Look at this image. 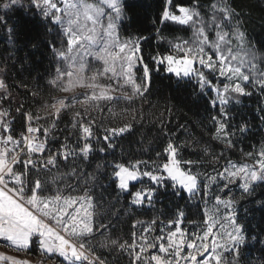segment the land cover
I'll list each match as a JSON object with an SVG mask.
<instances>
[{
    "label": "snow or ice",
    "instance_id": "obj_1",
    "mask_svg": "<svg viewBox=\"0 0 264 264\" xmlns=\"http://www.w3.org/2000/svg\"><path fill=\"white\" fill-rule=\"evenodd\" d=\"M168 2L171 4V0ZM17 9L25 15L39 17L49 34L57 29L60 46L57 47L55 40L47 41L57 62L50 83L71 95L57 97L50 105H45L50 111L44 116L39 112H23L22 106L17 107L15 112L23 115L26 124L25 131L17 137L12 129L15 115L11 108L3 107L4 102L11 104L12 98L5 80L0 78V89L4 90L0 92V239L17 252L30 251L36 242L42 254L58 255L62 264H104L90 242L98 228L106 227L96 224V205L89 194L88 185L96 177L88 174L85 178L73 168L71 175L78 183L80 180L84 183V194L76 196L64 194L65 190L75 191L68 185L56 187L51 195H42L45 183L39 178L29 179L32 170L51 172L59 159L67 161L70 156L87 159L93 151L90 141L94 121L91 117L86 121L82 111H75L72 117V127L80 134L76 146L68 149L67 145H62L55 153L48 151L49 133L55 130L61 114L72 111L76 103L87 101L99 106L142 96L151 86L153 70L159 72L163 68L165 73L178 79L194 82L201 93H214L209 100L213 108L219 106V116L211 118L216 125L214 139L232 148L234 133L229 131L227 105L232 100L239 102V96L251 95L248 85L264 92V67L261 66L264 57L248 43L240 26L239 13L228 0H210L207 8H202L199 0L191 6L176 5L175 11L165 7L160 23L171 21L188 26L193 35L190 40L168 41L166 53L150 57L154 68L145 60L141 47L148 37L122 38L120 35V24L127 18L123 0H96L95 3L0 0V25L4 26L10 43L14 41V27L9 23V13L14 14ZM88 57L102 62L100 68L92 70L91 76L84 75L89 70ZM76 86L90 89L91 95L75 93ZM116 92L120 95L113 94ZM80 95L84 96V101L78 99ZM41 120L47 126H42ZM128 128L124 125L106 131L115 136ZM240 131H246V127ZM103 139L108 142L110 136L106 134ZM163 152L166 159L151 170L139 171L140 161L113 165L116 188L131 197L132 205H143L145 201L151 205L157 190L169 187L178 196L181 192L193 196L201 191L203 183L204 195H207L212 185H219V191L224 192L239 180L244 193L251 194L258 183H264V145L256 153L253 164L229 159L215 175L194 171V162L179 159L178 148L172 141ZM37 155L42 158L34 159ZM253 155L247 153L249 158ZM222 156L223 153L214 159L218 162ZM18 164L23 165L22 170H17ZM140 177H147L152 186L130 191V182ZM59 179V176L53 177L51 183L56 184ZM203 214V225L197 232L189 233L182 228L185 213L178 211L176 218L167 222L170 229L167 232L162 227L160 235L149 238V234L155 232L157 222L153 220L143 229L139 240L133 233L131 242L112 239L110 246L127 253L130 264H239L240 248L246 243V235L243 225L237 222L234 202L216 195L213 206L206 207ZM151 249H157L158 254H149ZM225 253L233 254V258L226 259ZM0 264H31V261L0 252Z\"/></svg>",
    "mask_w": 264,
    "mask_h": 264
},
{
    "label": "trees",
    "instance_id": "obj_2",
    "mask_svg": "<svg viewBox=\"0 0 264 264\" xmlns=\"http://www.w3.org/2000/svg\"><path fill=\"white\" fill-rule=\"evenodd\" d=\"M194 2L171 0L169 4L168 0H123L127 18L120 24V35L123 38L148 37L141 47L145 60L150 63L151 56L169 50L168 41L191 37L192 29L188 26L171 21L160 23L164 8L175 11L176 5L191 6ZM199 2L202 8H207L210 0ZM228 3L239 13L240 26L248 43L264 57V0H228ZM9 23L14 27V41L11 43L4 26L0 25V69L12 98L11 104L4 102L3 106L11 108L15 115L12 129L13 135H17L24 131L26 124L23 115L15 112L16 108L22 106L23 112H29L32 110L29 104L37 95L53 91L50 79L57 62L47 41L55 40L57 47L60 45L57 29L49 34L39 17L25 15L17 9L14 14L9 13ZM157 29H160L159 33ZM150 66L154 68L151 63ZM248 91L251 95L239 96V102L232 100L227 105V122L229 131L234 133L232 140L235 146L226 148L223 142L214 139L216 125L211 118L219 116V106L213 108L209 103L214 93H201L194 82L178 79L165 73L163 68L159 72L153 70L149 90L142 96L117 101L128 114L129 128L126 132L115 135L108 142L104 141L102 132H94L93 152L89 159L62 161L51 172L33 170L30 179L39 178L45 183L42 194H52L55 187L65 185L75 188L71 193L80 194L84 183L83 180L77 182L71 175L72 169H77L85 178L88 174L96 177L88 189L96 205V224L106 226L98 228L100 230L95 233L100 231V238L106 242L117 237L130 238L141 221L146 224L155 220L154 227L165 225L176 218L178 211L185 213L184 227L198 231L204 220L203 195L189 196L181 192L178 196L169 187L167 190L158 189L151 205H147V201L143 205H132L131 197L116 188L112 177L113 165L140 161L150 170L166 159L163 149L169 141L177 146L178 158L193 161V170L197 172L208 171L212 157L221 153L219 167L229 159L242 161L247 153H253L264 145V92L253 86ZM62 120H69V114L61 116L49 135L48 145L72 139L73 131ZM242 127H246V131L241 132ZM157 153H160L159 157ZM56 176L60 179L56 184L51 183ZM142 186V181L132 182L130 191L135 192ZM236 198L237 221L244 227L246 241L251 243L244 248L249 254L257 253L264 261V183H258L251 194L242 192ZM27 252L39 255L38 244L34 242Z\"/></svg>",
    "mask_w": 264,
    "mask_h": 264
},
{
    "label": "rangeland",
    "instance_id": "obj_3",
    "mask_svg": "<svg viewBox=\"0 0 264 264\" xmlns=\"http://www.w3.org/2000/svg\"><path fill=\"white\" fill-rule=\"evenodd\" d=\"M87 2L95 3L96 0H87ZM192 35H193V33H191V37L188 40H190L192 38ZM210 35H212V34H210ZM258 55L261 56L260 53H258ZM61 66L63 67V65H61ZM101 66H102V62H99V61L93 59L92 57H88V69L89 70H86L84 75L91 76L92 75V70L100 68ZM261 66L264 67V64H262ZM1 73H2V71H0V78H2L1 77ZM54 76H55V73H54L53 77L50 79V81L52 79H54ZM102 82L103 83H107V81H102ZM250 86H252V85H248L247 86V90H249ZM52 88H53V91L51 90L49 94H44V95H37L36 94L37 95L36 99L31 104H29L30 107H32V110L29 111V112H32V113L39 112L41 116H44L48 111H50V109L46 108L45 105H50L53 102V100L55 98H57V97H61L62 98L64 96H66V95H71V93H64L62 91H59L58 89H56L55 86H53ZM3 91L4 90L0 89V92H3ZM73 91L75 93L87 92L89 95H91V90L90 89H82L79 86H76ZM113 94L114 95H120L119 92H116V93H113ZM134 97H136V96H134ZM78 99L81 100V101L85 100L83 95H80L78 97ZM121 107L122 106L120 105V103L118 104L117 101H114L112 103H101L99 106L91 105L90 102L85 101L84 103H76V104H74L72 111H68L66 113H62L61 116L63 114H69V120H65V122L63 120L62 121H63V123L66 124V126L70 130L73 131L72 139L76 138V136L74 135V132H76L75 133L76 135H77V132H78V129H74L72 127V122H73L72 121V117H73V113L75 111H82L86 121L88 120L89 117H91V120L94 121V123H93L94 132L95 133L102 132V136L103 137L107 134V135L110 136V139H111L114 136L111 133L107 132L106 131L107 129L119 128V127H122L124 125H128L127 124L128 123V114L126 113V111L124 109L122 110ZM4 108H8V107L5 106ZM60 120H61V117L59 119V122H60ZM40 123H41L42 126H47V124H46V122L44 120H41ZM47 123L50 124L51 121H48ZM58 123L56 124V127H57ZM52 132L53 131H51L49 133V135ZM116 135H119V134H116ZM42 137H43V135H42ZM94 141H95V137L93 139V142ZM259 150H260V148L257 151L253 152L254 155L251 158H249L247 156V154H246L242 161H240V162L233 161V162H235V163H248L249 165H251V164H253L255 162L256 153H258ZM73 160H77V159H73ZM225 163L226 162H224L222 165H224ZM59 164L57 165V167H59ZM211 164L212 165H210L211 167H210V169L208 171L205 170V171H202L200 173L201 174H208V175H215L216 172L222 170V165H221V167H219L220 164H218L217 160L214 159V156L212 157V163ZM158 165H155L152 168L157 167ZM204 169H206V167ZM145 170H148V169H146V166L143 163H141L139 171L143 172ZM32 171L30 172V174L32 173ZM29 179H30V177H29ZM201 179L203 180V175H202ZM136 181H142L143 182V186L141 188H147V187H151L152 186L151 182L149 181V179L147 177H140ZM136 181H131L130 183L136 182ZM240 183L241 182L239 180H237L235 183H233V184H231L229 186V189H225L224 192H220L219 191V185H212L210 187V190H209L207 195H204L203 183H202L201 184V191L199 193H197L196 195H203L204 198H205L204 205H203V212H204V209L206 207L207 208H211L213 206L214 202H215V196L216 195H220L222 199H231L234 202V211H235V214L237 216V198H236V196H238L240 193L244 192L243 189L240 187ZM63 187H65V186H62V188ZM55 188H54V191H55ZM64 194L65 195L76 196V195H83L84 192L80 193V194H73V193H71V190H65ZM42 195H51V194H42ZM147 205H148V203H147ZM221 211H223V206H221ZM138 223L139 224H138L137 229H135L134 232H133V233H136L137 240H139L141 234L143 233V229L145 227H148L151 224V223H146L145 224L142 221L138 222ZM162 227L164 228L165 232L170 230L167 227V223L165 225L160 224V226L155 227V232L149 234V238H151L153 236L160 235L161 234L160 229ZM182 228L186 229L184 227V221L182 223ZM98 230H100V229H98ZM187 231L189 233L197 232V230L196 231L187 230ZM99 232L100 231H98V233H94V235L90 238V242L93 245V248L95 249V254L97 256H99L104 261V264H130V258L127 255V253H122V252L119 251L118 248L111 247L110 246V241L111 240L106 242L104 238H100V235H99L100 233ZM103 236L104 237L106 236L104 231H103ZM131 238H132V235L130 236V238L117 237V238H114V239H118L121 242H123V241L131 242ZM246 245L247 246H251V243H248V241H246V243L243 246H241L239 264H264L263 259H261V257L258 256L257 253L249 254L246 251V249L244 248ZM263 247H264V241H263ZM1 250L8 251L10 254H12L13 256H16L19 259L29 260V261H31V264H62V258H60L58 255H44V254H42L39 251L40 254L37 255V256H34V255L28 253L27 251L26 252H24V251L17 252L14 248L9 247L7 244L6 245L4 244L3 248L0 247V252H3ZM153 252H156L158 254V250L157 249L149 250V254H151ZM7 255H9V254H7ZM225 258L226 259H232L233 258V254L225 253Z\"/></svg>",
    "mask_w": 264,
    "mask_h": 264
},
{
    "label": "built area",
    "instance_id": "obj_4",
    "mask_svg": "<svg viewBox=\"0 0 264 264\" xmlns=\"http://www.w3.org/2000/svg\"><path fill=\"white\" fill-rule=\"evenodd\" d=\"M33 126H35V125H33ZM25 128H26V126H25ZM24 131H25V129H24ZM23 131V132H24ZM22 133V132H21ZM20 134V133H19ZM19 134H17V135H15V136H17V137H19ZM79 136H80V134H79V131L77 132V135H76V138H74V139H71V140H69V141H63V142H61V143H59V144H57V145H48V151H50V152H52V153H55L56 151H57V149H61V146L62 145H67V148L68 149H72V148H74L75 146H76V144H77V142H78V140H79ZM94 137H95V134H94V130H93V137H92V139H91V143L93 142V139H94ZM41 139H43V137H42V135H41ZM93 152V151H92ZM92 152L90 153V155H89V157L87 158V159H89L90 157H91V155H92ZM23 158H25L26 159V157H23ZM34 159H40V158H42L40 155H37V156H35V157H33ZM83 159L82 157H80V156H77L76 158H74V159ZM68 160H73V158L70 156L69 158H68ZM62 161H64L62 158L61 159H59L58 161H57V165L60 163V162H62ZM17 170H22V168H23V165L22 164H18L17 166ZM30 177V176H29ZM0 247H4V244L2 243V242H0ZM25 252V251H24Z\"/></svg>",
    "mask_w": 264,
    "mask_h": 264
},
{
    "label": "crops",
    "instance_id": "obj_5",
    "mask_svg": "<svg viewBox=\"0 0 264 264\" xmlns=\"http://www.w3.org/2000/svg\"><path fill=\"white\" fill-rule=\"evenodd\" d=\"M0 242H2L3 244H7L5 241H3L2 239H0ZM1 251H3V253H5V254H9V255H12V254H10L8 251H5V250H1Z\"/></svg>",
    "mask_w": 264,
    "mask_h": 264
}]
</instances>
